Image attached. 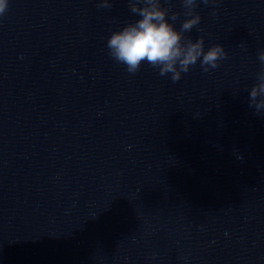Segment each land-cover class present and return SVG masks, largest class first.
<instances>
[{
    "label": "water",
    "instance_id": "95a60500",
    "mask_svg": "<svg viewBox=\"0 0 264 264\" xmlns=\"http://www.w3.org/2000/svg\"><path fill=\"white\" fill-rule=\"evenodd\" d=\"M103 2L0 14V264H264V0H197L184 39L227 57L176 82L110 55L140 17Z\"/></svg>",
    "mask_w": 264,
    "mask_h": 264
},
{
    "label": "clouds",
    "instance_id": "9594fccd",
    "mask_svg": "<svg viewBox=\"0 0 264 264\" xmlns=\"http://www.w3.org/2000/svg\"><path fill=\"white\" fill-rule=\"evenodd\" d=\"M182 2L184 9H189L184 15L190 18L185 19L177 31L166 19L170 10L161 6V0H131V11L140 19L113 32L107 42L110 55L125 64L129 73H136L142 62H146L158 68L161 76L171 73L173 82L179 81L181 74L187 73L197 61L205 73L217 68L219 61L227 57L224 47L216 44L205 51L203 37L195 42L184 39L183 33L191 31L201 18L198 14L193 15L197 0ZM204 3L207 4L208 0ZM100 7H110L108 0H104ZM5 9L6 0H0V14ZM178 16L172 12L170 18L175 21ZM259 60L264 64V50L260 52ZM249 104L254 105L257 112L264 109V71L250 90Z\"/></svg>",
    "mask_w": 264,
    "mask_h": 264
}]
</instances>
